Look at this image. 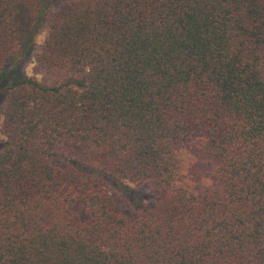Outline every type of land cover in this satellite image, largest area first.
I'll return each mask as SVG.
<instances>
[{
  "label": "trees",
  "instance_id": "16d2710c",
  "mask_svg": "<svg viewBox=\"0 0 264 264\" xmlns=\"http://www.w3.org/2000/svg\"><path fill=\"white\" fill-rule=\"evenodd\" d=\"M1 89L0 264H264V0H0Z\"/></svg>",
  "mask_w": 264,
  "mask_h": 264
},
{
  "label": "rangeland",
  "instance_id": "374dc122",
  "mask_svg": "<svg viewBox=\"0 0 264 264\" xmlns=\"http://www.w3.org/2000/svg\"><path fill=\"white\" fill-rule=\"evenodd\" d=\"M45 28L42 27L38 34L35 36L34 39V46L31 48L32 51L42 42L45 36ZM28 53V55L15 65L12 69L10 76H18L20 74L26 76H34L37 79H41V76L37 73H34L33 69V62H32V55ZM7 77V76H6ZM0 112L2 109V105L4 103V95L2 94V89L0 90ZM0 126H1V117H0ZM1 138V135H0ZM199 136H194L188 142L182 144L177 149V156L179 158L178 162V178L174 181L175 186H182L184 188H189L195 183H202V184H209L210 179L208 176L204 174V170L206 169L205 161L199 157V143H198ZM51 163L59 166V167H66L67 164L62 160L51 159ZM197 166L199 168V172L194 170ZM117 202H116V210L131 214L134 211L133 206H131L128 202V197L125 196L124 193L118 192L117 193ZM128 199V200H127ZM144 210V209H143ZM142 209H137L138 212H142Z\"/></svg>",
  "mask_w": 264,
  "mask_h": 264
}]
</instances>
